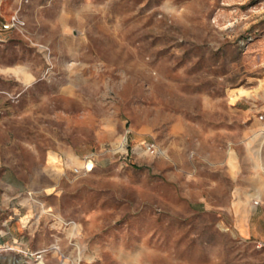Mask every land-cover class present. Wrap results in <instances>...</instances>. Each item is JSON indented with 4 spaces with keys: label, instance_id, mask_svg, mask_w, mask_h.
I'll use <instances>...</instances> for the list:
<instances>
[{
    "label": "rangeland",
    "instance_id": "374dc122",
    "mask_svg": "<svg viewBox=\"0 0 264 264\" xmlns=\"http://www.w3.org/2000/svg\"><path fill=\"white\" fill-rule=\"evenodd\" d=\"M0 264H264V0H0Z\"/></svg>",
    "mask_w": 264,
    "mask_h": 264
},
{
    "label": "built area",
    "instance_id": "2783aa9c",
    "mask_svg": "<svg viewBox=\"0 0 264 264\" xmlns=\"http://www.w3.org/2000/svg\"><path fill=\"white\" fill-rule=\"evenodd\" d=\"M10 26V24L4 25L5 28H9Z\"/></svg>",
    "mask_w": 264,
    "mask_h": 264
}]
</instances>
